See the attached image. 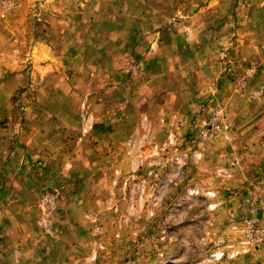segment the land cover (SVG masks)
<instances>
[{
	"label": "rangeland",
	"instance_id": "rangeland-1",
	"mask_svg": "<svg viewBox=\"0 0 264 264\" xmlns=\"http://www.w3.org/2000/svg\"><path fill=\"white\" fill-rule=\"evenodd\" d=\"M5 203L34 255L72 221L73 264H264V0H0Z\"/></svg>",
	"mask_w": 264,
	"mask_h": 264
},
{
	"label": "crops",
	"instance_id": "crops-1",
	"mask_svg": "<svg viewBox=\"0 0 264 264\" xmlns=\"http://www.w3.org/2000/svg\"><path fill=\"white\" fill-rule=\"evenodd\" d=\"M3 206L2 209L7 210L6 214L10 223L7 226L8 232L4 229L0 231V264H31L36 259L42 261L51 259L53 264H73L76 258L74 250L78 248L75 247L76 243L73 240L77 241V237H81L79 235L83 233L77 223L71 221L66 225L61 237L54 242L57 244L55 249L48 250L44 246L34 255L29 253L31 239L27 238L23 241L19 237L22 225L27 224L25 218L28 214L29 203H5Z\"/></svg>",
	"mask_w": 264,
	"mask_h": 264
},
{
	"label": "built area",
	"instance_id": "built-area-1",
	"mask_svg": "<svg viewBox=\"0 0 264 264\" xmlns=\"http://www.w3.org/2000/svg\"><path fill=\"white\" fill-rule=\"evenodd\" d=\"M229 127V124L227 123L225 113L221 107H216L211 115L210 121H209V128L214 131H222V130H227ZM191 193L193 194H199L200 189L199 188H193L190 190ZM204 196H206L208 199L211 201L208 203V207L210 209H214L217 206V203L213 201V198L215 196V193L210 190V189H205L203 192ZM43 206V213H42V218L41 221L50 231L51 228V221H50V214L52 210L54 209L55 205L54 203H42ZM262 236H257L253 239V242L259 243L262 241ZM237 253V251L231 252V256H234ZM224 252L223 251H216L213 253V258L216 260H219L223 258Z\"/></svg>",
	"mask_w": 264,
	"mask_h": 264
}]
</instances>
